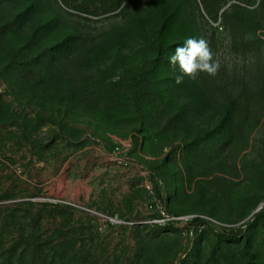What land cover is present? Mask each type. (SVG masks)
<instances>
[{
  "label": "rangeland",
  "instance_id": "1",
  "mask_svg": "<svg viewBox=\"0 0 264 264\" xmlns=\"http://www.w3.org/2000/svg\"><path fill=\"white\" fill-rule=\"evenodd\" d=\"M189 37L218 74L135 98ZM263 205L264 0H0V264H264Z\"/></svg>",
  "mask_w": 264,
  "mask_h": 264
},
{
  "label": "clouds",
  "instance_id": "2",
  "mask_svg": "<svg viewBox=\"0 0 264 264\" xmlns=\"http://www.w3.org/2000/svg\"><path fill=\"white\" fill-rule=\"evenodd\" d=\"M167 59L169 66L180 73L175 77L177 84L182 83L185 77L195 80L200 73L215 77L221 66L219 59L214 58L207 40L202 37L187 38L183 44L175 47Z\"/></svg>",
  "mask_w": 264,
  "mask_h": 264
},
{
  "label": "built area",
  "instance_id": "3",
  "mask_svg": "<svg viewBox=\"0 0 264 264\" xmlns=\"http://www.w3.org/2000/svg\"><path fill=\"white\" fill-rule=\"evenodd\" d=\"M132 146L131 139H126L124 141H119L113 147V149L108 153V159L121 164L122 166L131 165V159L128 156V152ZM149 187V186H147ZM150 208H154L157 215L150 219L151 222L164 226V225H176L178 223L188 224L193 222L195 219H201L202 221H213L210 217L197 214H185V215H173L167 213L162 207L153 203L150 204ZM111 221L113 219L109 218ZM121 222V221H117Z\"/></svg>",
  "mask_w": 264,
  "mask_h": 264
},
{
  "label": "trees",
  "instance_id": "4",
  "mask_svg": "<svg viewBox=\"0 0 264 264\" xmlns=\"http://www.w3.org/2000/svg\"><path fill=\"white\" fill-rule=\"evenodd\" d=\"M170 45H167L165 41L161 38H158L154 43V50H155V57L150 60L148 63L146 69L142 72V74H139L136 77H133L131 81L129 82L128 89L132 92L133 96L141 97L143 92H145V86L147 84V79L149 78L150 73L156 68V66L159 64H164L167 61V55L170 50ZM193 222H201L203 223L201 219H195ZM260 223L261 225L264 224V205L262 209L257 212L254 215V219L252 223L255 225L256 223ZM160 226V225H157ZM171 225H164L160 227H169ZM243 252L248 256L252 257V254L250 250L248 249L247 241L245 240L242 244Z\"/></svg>",
  "mask_w": 264,
  "mask_h": 264
}]
</instances>
